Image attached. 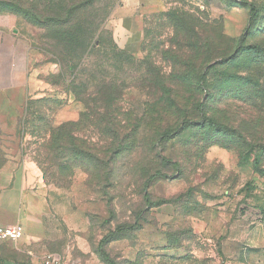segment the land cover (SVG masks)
<instances>
[{
	"label": "rangeland",
	"instance_id": "1",
	"mask_svg": "<svg viewBox=\"0 0 264 264\" xmlns=\"http://www.w3.org/2000/svg\"><path fill=\"white\" fill-rule=\"evenodd\" d=\"M0 1L11 5L0 4V192L25 185L24 244L70 264H225L214 217L223 199L246 209L245 199L263 198L257 180L264 178V104L242 101L245 91L233 97L232 88L215 83L228 71L240 82L264 84V56L214 66L238 54L247 2L259 7L260 19L245 45L264 47V0H133L142 27L135 52L116 34L129 0ZM82 1L87 7L73 12L71 29L98 30L75 66L80 50H70L66 26L50 28L48 19ZM61 68L68 71L58 78ZM201 72L213 84L209 97L195 83ZM101 81L120 97V124L111 133L90 127L76 133L88 146L79 166L43 160L61 151L44 148L50 127L84 111L69 88L85 90L88 99ZM94 97L92 106L106 105L107 98ZM37 108L42 114H34ZM203 118L225 125V132ZM164 130L175 131L173 138L162 141ZM117 133L120 151L109 140ZM155 173L148 205L145 182ZM123 226L133 230L101 248L106 261L100 242Z\"/></svg>",
	"mask_w": 264,
	"mask_h": 264
},
{
	"label": "trees",
	"instance_id": "2",
	"mask_svg": "<svg viewBox=\"0 0 264 264\" xmlns=\"http://www.w3.org/2000/svg\"><path fill=\"white\" fill-rule=\"evenodd\" d=\"M85 1H82V3L80 4V7L72 6L68 9H64L63 16L62 14L60 16L52 15L48 19V22H50V28L58 27L63 30V28L66 26L65 29L68 30L67 36L69 40L70 50L72 49L77 50V51L78 49L80 50L79 55H78L79 61L75 62V66L76 64L80 62L82 56L86 54L98 30V28H96V30H89L87 25L86 26L80 25V27L77 29H74V28L71 29V24H70L71 19H72L71 16L75 10H79V8L87 7V5L85 6L86 4ZM0 4L3 6H11L9 3H5L2 1H0ZM246 5L248 7L249 12H248V23H247V27L245 31H246V35L249 36L253 34V31L256 30L255 28L256 24L260 19V10H259V7L255 3L247 2ZM106 16L107 15L102 17L101 20L99 21L98 23L99 27H100V24L106 18ZM246 35L244 34L241 35L236 41L235 47L238 50V54L234 55L232 58H226L222 60L221 63H219L218 65L214 67H217L220 64H225V63H226L225 66H228L229 68L238 66V64L241 65V57L243 58V60L246 57H251V58L263 57L264 47L260 45H256V44L246 46L245 45ZM70 62L72 63L73 61H70ZM251 62L255 63V61H251ZM250 66L251 65H249L248 68H250ZM68 69H73V67H70ZM68 69L65 70V68H61V72L59 73L58 78L65 76V72H67ZM161 79L164 80V77H161ZM241 80L242 79L238 78V76L230 75L229 72L226 71L221 74V78H219L215 84L219 85L222 90L232 88V91L235 93V96L233 97H236L237 96L236 93L240 92V90L245 91L246 100L240 99L242 101H245V102L248 101L254 104L260 101V103L264 104V84H261L259 80H257L256 82L255 81L256 79H252L250 77L245 82H240ZM195 83L200 92L203 91L204 93H208V97L211 96V90L213 88V84L209 82V73L201 72L197 74ZM95 86L96 87L94 90H89L88 95L86 96L88 97V99H85V97L82 95V92L85 90L79 89L76 86L69 88V90H71V92L74 94L76 100L84 104L85 106L84 111L80 112V115L76 121L62 122L58 126L50 127L48 131L49 132L48 144H46L45 146L43 145V146L45 149L49 148V149H57L61 151L57 154V156L53 158V160L50 161L48 157L43 160H45L48 163L53 162V164L57 167H62L63 165H66V164L68 165L69 163L75 166H79V155L82 152L88 151V146L86 142H83V144L81 142H78L79 137L76 133L88 127L98 128V131L100 133L104 132L105 130H109V133H111L112 127L118 126L120 124V121H118L117 119L119 116V113L117 111L116 104H115L117 102V99L120 97L118 96L116 98L112 94V91L109 89L112 86V84L105 83V81H101L100 83L95 84ZM94 95L96 97H100V99L103 101L107 98V100L105 101L106 105L100 106V107L92 106L91 104L93 102H96ZM113 104L115 105V109L112 110V112H110L111 105ZM40 109L41 108H37L34 114L35 113H37L38 115L42 114ZM203 109H204V105L202 103L197 102L198 112L203 113ZM30 110H31V104H28L27 109H26V117L29 116ZM203 122H206V125L212 129L223 131V132H225L224 130H226L225 125L215 122L213 119L203 118ZM174 133L175 131L170 132V131L164 130L160 135L162 141H167L173 138L172 134ZM241 139H243V142H244V138L241 137ZM109 140H111V143L113 145L118 144L117 148L119 149L117 150L120 151L124 149L123 142L121 141L119 133L116 134L115 138L111 137ZM65 150H66L65 154H63ZM67 154H72V157H69ZM82 158L84 157H80V159ZM43 170H44V173L46 174V171L44 168ZM159 175H160L159 173L152 174L148 177V179L145 182V187H144L145 194L143 195V198L148 205H150L151 200H150V195L147 190L149 188L151 181L154 180L155 177ZM158 204L160 203L158 202L154 204L153 206H156ZM129 230H133V227L132 226L119 227L116 230L108 233L102 239L99 245V248H100L99 252L106 261H108V257L102 251L101 248H103V246L106 243L115 240L116 237L122 232L129 231Z\"/></svg>",
	"mask_w": 264,
	"mask_h": 264
},
{
	"label": "crops",
	"instance_id": "3",
	"mask_svg": "<svg viewBox=\"0 0 264 264\" xmlns=\"http://www.w3.org/2000/svg\"><path fill=\"white\" fill-rule=\"evenodd\" d=\"M133 0L123 6L126 13L116 22V34L122 46L135 52V41L142 32L140 16L134 12ZM262 199H245L241 203L246 209L237 207L238 203L223 199L222 207L214 221L219 222L222 234L221 253L225 264H264V178L257 180ZM24 184L0 192V222L4 225L22 224L24 235L16 243L0 241V264H41L43 251L24 244L26 228L21 220Z\"/></svg>",
	"mask_w": 264,
	"mask_h": 264
},
{
	"label": "built area",
	"instance_id": "4",
	"mask_svg": "<svg viewBox=\"0 0 264 264\" xmlns=\"http://www.w3.org/2000/svg\"><path fill=\"white\" fill-rule=\"evenodd\" d=\"M24 235V227L22 224L4 225L0 222V241H7L16 243ZM41 264H70L59 255L45 254L42 258Z\"/></svg>",
	"mask_w": 264,
	"mask_h": 264
}]
</instances>
